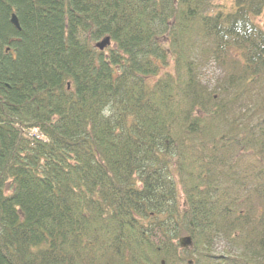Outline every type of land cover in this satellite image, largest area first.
<instances>
[{"label": "trees", "instance_id": "16d2710c", "mask_svg": "<svg viewBox=\"0 0 264 264\" xmlns=\"http://www.w3.org/2000/svg\"><path fill=\"white\" fill-rule=\"evenodd\" d=\"M263 12L0 0V264H264Z\"/></svg>", "mask_w": 264, "mask_h": 264}, {"label": "rangeland", "instance_id": "374dc122", "mask_svg": "<svg viewBox=\"0 0 264 264\" xmlns=\"http://www.w3.org/2000/svg\"><path fill=\"white\" fill-rule=\"evenodd\" d=\"M214 2L217 4H223L230 6L232 4L231 0H214ZM227 2V3H225ZM255 21L258 23V25L264 30V12L261 16L255 17ZM166 69L168 71L173 70V64L169 65L168 67H163L161 74H163ZM222 71L214 64H210L201 74V79H203V82L209 85L211 88L215 87L216 83L220 80L222 77ZM229 252V247L226 245L224 241H218L217 245L215 246L214 253L216 255H224Z\"/></svg>", "mask_w": 264, "mask_h": 264}, {"label": "bare ground", "instance_id": "6f19581e", "mask_svg": "<svg viewBox=\"0 0 264 264\" xmlns=\"http://www.w3.org/2000/svg\"><path fill=\"white\" fill-rule=\"evenodd\" d=\"M231 2H232V4L230 5V6H227V5H224L225 7H227L228 9H231L232 8V6L234 5V0H231ZM225 3H227V2H225ZM15 20L18 22V26H16L15 25ZM10 21H11V23L13 24V26L17 29V30H21V25H20V21H19V17H18V14H17V12L16 11H13L12 12V14H11V17H10ZM107 38V37H106ZM11 41H13V40H8V42L6 43V44H3V48H4V54H6V53H9V52H11L10 51V48H8V46H6V45H8V44H10L11 43ZM101 42V41H100ZM110 44H111V41H110ZM109 44V45H110ZM108 45V46H109ZM13 58L14 59H16V53H13ZM43 90H40V92L42 93V96L43 95H45V94H49L47 91H44V92H42ZM5 97H7L6 96V94H4V93H2V92H0V102H4L5 101ZM26 135L28 136V137H30V138H34L35 136H37V137H41V135H40V133H39V130L37 129V128H34V127H29V128H27L26 129ZM31 135V136H30ZM35 135V136H34ZM13 232H12V230L10 229V230H8V234L9 235H11ZM19 240H16V242H18Z\"/></svg>", "mask_w": 264, "mask_h": 264}, {"label": "water", "instance_id": "95a60500", "mask_svg": "<svg viewBox=\"0 0 264 264\" xmlns=\"http://www.w3.org/2000/svg\"><path fill=\"white\" fill-rule=\"evenodd\" d=\"M15 25L18 26V22L16 20H15ZM110 41H111V38L107 37L104 40H102L101 42H99L97 44V47L100 50H103V49H105V47H107L110 44ZM180 244L184 248H189L193 245V239L191 236H185V237L180 239Z\"/></svg>", "mask_w": 264, "mask_h": 264}]
</instances>
